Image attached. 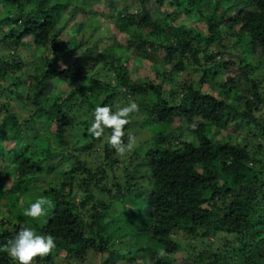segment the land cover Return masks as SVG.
<instances>
[{
    "label": "trees",
    "instance_id": "1",
    "mask_svg": "<svg viewBox=\"0 0 264 264\" xmlns=\"http://www.w3.org/2000/svg\"><path fill=\"white\" fill-rule=\"evenodd\" d=\"M86 1L0 0V245L28 226L56 245L33 264H264V0ZM133 48L162 82L131 71ZM122 100L125 143L138 118L155 131L120 155L87 129Z\"/></svg>",
    "mask_w": 264,
    "mask_h": 264
},
{
    "label": "clouds",
    "instance_id": "2",
    "mask_svg": "<svg viewBox=\"0 0 264 264\" xmlns=\"http://www.w3.org/2000/svg\"><path fill=\"white\" fill-rule=\"evenodd\" d=\"M138 110L135 101H129L122 106L102 104L97 105L92 112V119L87 131L93 137H101L106 130H110L106 143L115 150L117 154L123 155L133 147L132 137L125 143L121 138L124 135V126L129 122V116ZM50 201L39 196L23 209V215L38 219L45 215ZM55 240L49 234H38L34 228L22 226L12 239L6 244L0 245L3 250L14 261V264H33V258L37 255L43 256L55 248Z\"/></svg>",
    "mask_w": 264,
    "mask_h": 264
},
{
    "label": "rangeland",
    "instance_id": "3",
    "mask_svg": "<svg viewBox=\"0 0 264 264\" xmlns=\"http://www.w3.org/2000/svg\"><path fill=\"white\" fill-rule=\"evenodd\" d=\"M131 0H120L119 1V4H121L122 6H124V3L126 2H129ZM87 6H90L91 9L93 10H99L100 12H103L105 8L104 5H102V8L100 7V5H98L97 1L96 0H87ZM105 19H107V17L105 16V18L102 16V15H99L97 18H92L91 19V23L97 25L95 22L98 21L100 23V30L97 29V31L95 32H92L93 34L96 33V39L101 42L98 43V45L102 48H108V47H112V44H113V41L112 39H110L111 37V32H110V28L108 27V25L105 24ZM93 20V21H92ZM87 38H89L91 36V33H87ZM109 35V36H108ZM117 38L116 40L118 41H121L123 42V39H122V36L120 34H117L116 35ZM95 39V40H96ZM95 43V41H94ZM152 53V56H154V53H153V49L151 51ZM121 54H123L124 56H126V58H128L130 60V69L133 73H137L138 76L140 77H146V76H150V77H153L155 80L157 78V74L153 73V70L151 69V66L149 63H146L143 59H142V55H141V50L138 51V49H131L130 52H125V51H121ZM133 58V60H132ZM157 58V57H156ZM156 58L153 59L152 57V60L154 61H162V59L160 60H157ZM226 60H228L231 65H236L237 64V59L231 55V57H226ZM156 68V67H155ZM160 68H163L162 66H158V68H156V70L160 69ZM191 70L189 69L187 72L183 73V74H180L178 77H177V84H180V83H185L191 76L189 75V73ZM241 78H236L235 79V85L232 86V90L234 91H239L240 92V95L241 96H244V93L246 92V85L247 83L244 81L243 77L240 76ZM226 78V76H225ZM194 79L195 81L198 80V77L196 75H194ZM224 79V76H222V79H221V83H226V81L223 80ZM158 83L159 82H162L161 80H156ZM205 89H207V87L205 86L204 87ZM140 99V97L137 98L136 101H138ZM135 101V102H136ZM124 104H127V102L125 100H122L118 103V106H122ZM22 115H27L26 112H21ZM139 124V125H137ZM135 126L132 127V141L135 142L134 145H138V143H142V141H147L149 140L151 134L154 133L155 131V127L151 126V125H148V124H144L143 126V122L140 118H138V121L136 123H134ZM234 125L231 127L233 129ZM231 129V130H232ZM239 133L240 134H243L242 131L239 130ZM138 142V143H137ZM138 147H141V146H138ZM146 148V144L145 145H142L140 151L138 152V156L140 157L139 160L137 162H135L136 165L138 166H141V162H142V155H143V152ZM96 151L99 150L98 147L95 148ZM122 167V163H119V168ZM123 171V170H122ZM140 173H144L145 175L147 174L145 172V169L141 168L140 167ZM118 177H119V180H120V177H122V174H121V171L118 172L117 170V174H116ZM182 237V235H181ZM183 239V237H182ZM196 246H198V248H204L205 245H202L200 242L198 241H194L193 242ZM52 256L53 259H55L56 263L57 264H61V262H63L61 260L60 257H58L57 255H54V253H51L50 254ZM88 263L87 264H101L102 260H103V255L100 254V253H97V254H93L89 257L88 259Z\"/></svg>",
    "mask_w": 264,
    "mask_h": 264
}]
</instances>
